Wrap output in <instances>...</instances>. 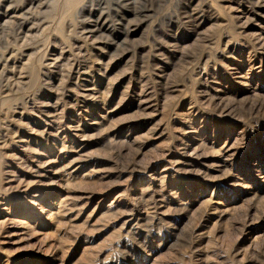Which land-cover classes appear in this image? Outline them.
<instances>
[{"label": "rangeland", "instance_id": "obj_1", "mask_svg": "<svg viewBox=\"0 0 264 264\" xmlns=\"http://www.w3.org/2000/svg\"><path fill=\"white\" fill-rule=\"evenodd\" d=\"M0 264H264V0H0Z\"/></svg>", "mask_w": 264, "mask_h": 264}]
</instances>
